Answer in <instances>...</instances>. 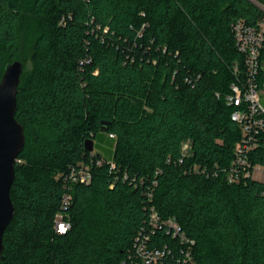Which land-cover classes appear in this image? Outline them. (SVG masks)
Listing matches in <instances>:
<instances>
[{"label":"trees","instance_id":"trees-1","mask_svg":"<svg viewBox=\"0 0 264 264\" xmlns=\"http://www.w3.org/2000/svg\"><path fill=\"white\" fill-rule=\"evenodd\" d=\"M256 3L0 0V80L24 64L26 135L0 264H131L151 208L176 219L195 264H264V182H230L242 131L226 102L246 72L233 25H256ZM251 159L264 164V134ZM78 164L91 184L64 180ZM148 245L177 256L187 244L156 232Z\"/></svg>","mask_w":264,"mask_h":264},{"label":"built area","instance_id":"built-area-1","mask_svg":"<svg viewBox=\"0 0 264 264\" xmlns=\"http://www.w3.org/2000/svg\"><path fill=\"white\" fill-rule=\"evenodd\" d=\"M256 5L264 13V6L260 3ZM233 33L239 52L245 57L246 72L243 79L231 84V92L226 96L227 104L233 108L231 120L242 131V138L236 147L235 159L229 170V179L230 182L249 178L264 182V164H254L251 159L260 145V137L264 134V16L254 26L245 21H237L233 25ZM235 72H238L237 65ZM96 164L101 165L102 162L98 160ZM111 166L115 167L114 164ZM63 176L68 184L89 185L93 180L89 165L82 164L71 166ZM71 203V196L63 195L62 209L66 210ZM147 221V228H143L135 237V248L130 255L131 264H195L192 252L194 242L184 235L175 218H164L151 208ZM70 229L69 219L63 212L58 213L55 218L56 233L66 234ZM156 232H164L178 239L181 244H187L186 248L177 256L167 246L150 249L148 244Z\"/></svg>","mask_w":264,"mask_h":264},{"label":"water","instance_id":"water-1","mask_svg":"<svg viewBox=\"0 0 264 264\" xmlns=\"http://www.w3.org/2000/svg\"><path fill=\"white\" fill-rule=\"evenodd\" d=\"M24 72V64L14 61L6 65L0 80V262L5 259L4 234L15 216L10 191L15 180L16 163L26 142L24 127L16 119L17 95ZM108 124L102 122V132L106 131ZM94 147L93 140L85 142L88 152H93Z\"/></svg>","mask_w":264,"mask_h":264},{"label":"snow or ice","instance_id":"snow-or-ice-1","mask_svg":"<svg viewBox=\"0 0 264 264\" xmlns=\"http://www.w3.org/2000/svg\"><path fill=\"white\" fill-rule=\"evenodd\" d=\"M64 229H63V227L61 228V231H63Z\"/></svg>","mask_w":264,"mask_h":264}]
</instances>
